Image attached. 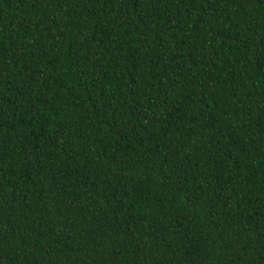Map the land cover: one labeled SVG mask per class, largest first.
Wrapping results in <instances>:
<instances>
[{"label": "trees", "instance_id": "trees-1", "mask_svg": "<svg viewBox=\"0 0 264 264\" xmlns=\"http://www.w3.org/2000/svg\"><path fill=\"white\" fill-rule=\"evenodd\" d=\"M0 264H264V0H0Z\"/></svg>", "mask_w": 264, "mask_h": 264}]
</instances>
